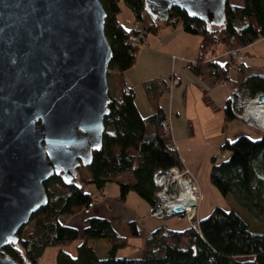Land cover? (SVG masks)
<instances>
[{
  "label": "trees",
  "instance_id": "trees-1",
  "mask_svg": "<svg viewBox=\"0 0 264 264\" xmlns=\"http://www.w3.org/2000/svg\"><path fill=\"white\" fill-rule=\"evenodd\" d=\"M123 2L132 10L144 35L160 25L146 14L143 0ZM101 4L105 10V35L112 48L108 76L117 75L120 91L118 97L110 93L112 100L104 117L106 128L101 147L93 150L88 166L78 168L77 180L68 182L61 174H53L44 181L47 204L31 214L29 222L19 231L18 242L3 247L5 253L18 261L27 258L31 264H38L47 247H61L80 238L74 256L60 248L53 264H264L261 226V223L264 225V131L259 138L252 139L242 133L222 143L221 150L227 155L218 162L213 157L210 179L222 195L235 194L241 211L215 206L198 219L199 230L190 223L181 229L161 225L151 230L141 247L142 254L137 257L116 254L117 248L126 244L125 238L114 230L107 217L87 216L81 231L61 222L62 217L82 211L91 201L94 191L86 188L88 183L99 192L107 184L116 182L120 198L133 190L153 205L157 201L158 187L154 182L157 172L173 165L182 166L171 135L162 129L161 121L166 115L159 104L156 103L154 113L142 117L134 101V91L123 80V73L134 63L139 47L128 42L131 27L116 16L121 4L119 0H101ZM225 10V22L221 26L190 17L179 7H172L169 12L170 20L176 19L169 23H180L186 32L201 36L191 69L194 73L210 68L203 62L206 53L214 52L217 44H223L225 50L241 47L247 58L245 49L264 34V0H243L242 4L228 1ZM229 58L226 62L212 63L213 69L209 72L217 80L226 78L230 68L245 71L246 58L239 63V69L231 66L233 59ZM243 86L250 94L264 91V74H244L234 88ZM224 108V118L235 119L228 100ZM250 226L262 230L254 231ZM129 227L133 235L140 234L135 221H130ZM100 238H108L112 244L105 257L95 255L87 243L88 239Z\"/></svg>",
  "mask_w": 264,
  "mask_h": 264
},
{
  "label": "water",
  "instance_id": "water-1",
  "mask_svg": "<svg viewBox=\"0 0 264 264\" xmlns=\"http://www.w3.org/2000/svg\"><path fill=\"white\" fill-rule=\"evenodd\" d=\"M228 1L143 3L160 23L179 7L221 26ZM104 21L101 0H0V264H31L3 247L47 204L44 181L77 180L101 147L112 100Z\"/></svg>",
  "mask_w": 264,
  "mask_h": 264
},
{
  "label": "crops",
  "instance_id": "crops-1",
  "mask_svg": "<svg viewBox=\"0 0 264 264\" xmlns=\"http://www.w3.org/2000/svg\"><path fill=\"white\" fill-rule=\"evenodd\" d=\"M229 2L234 3L232 0ZM242 3L243 0L239 4ZM145 36L147 45L137 49L135 61L124 71L123 80L126 86L134 91V101L142 117L154 113L156 103L164 115L170 116L172 143L181 156L182 165L190 169L198 184L199 173L210 171L213 157L218 162V155L222 151L221 146L225 139L234 138L242 133L251 138H259L263 133L254 127L261 132L249 133L247 131L249 126L242 120L245 127L238 126L236 119H225L224 107L230 89L240 84L244 74L250 72L264 74V70H260L259 65L254 62L255 58L264 59V42L258 44L259 40L264 41V38L259 37L245 49L248 56L244 61V72L230 68L226 78L217 80L207 67L197 74L185 66L187 60H194L197 57L200 34L186 32L180 23L161 22L155 31ZM173 53L177 57L170 56ZM213 54L217 55L216 61L221 63L230 59L223 44H217L215 51L206 53V57ZM174 77L178 78L179 82L171 86ZM222 154L225 157L227 152L223 151ZM104 188L107 193L95 200L89 213L79 211L72 216L62 217L61 222L75 226L81 231L87 216L107 217L114 230L125 238L124 246L129 241H135L138 248L143 246L151 230L161 225L181 229L189 223L187 218L176 214L159 220L151 217L148 211L152 205L133 190L128 191L124 198H120V189L116 182L109 183ZM88 190L94 191L93 195L98 193L95 186ZM130 221H135L139 225V235L130 232ZM138 236V240L134 238ZM80 242L79 238L61 247L49 246L42 257L51 260L48 264H53L56 252L60 248L74 256ZM87 243L98 257H105L112 245L108 238L88 239Z\"/></svg>",
  "mask_w": 264,
  "mask_h": 264
},
{
  "label": "built area",
  "instance_id": "built-area-1",
  "mask_svg": "<svg viewBox=\"0 0 264 264\" xmlns=\"http://www.w3.org/2000/svg\"><path fill=\"white\" fill-rule=\"evenodd\" d=\"M171 23L175 22L176 19L172 18L169 20ZM129 26L131 27V32L129 33L128 42L134 46H146L147 40L146 36L141 31V25L139 22L133 18L129 20ZM264 38V34L260 36ZM226 54H229L233 63L231 66L238 67L239 63L246 58V54L243 52L241 47H230L227 48ZM172 57H177L174 53L170 54ZM217 55L213 54L204 59V65H210L208 71L213 69L212 63L216 60ZM195 60H187L185 66L190 70L192 69V64ZM109 70V69H108ZM111 72V70H109ZM109 74V73H108ZM179 82V79L174 77L171 82V86H175ZM229 108H231L233 116L236 120L244 121L249 127H254L259 130L264 131V91H258L251 93L246 87H241L240 89L232 88L228 94ZM162 122V129L164 133L171 135V121L170 116L167 115ZM264 160V154H263ZM154 182L158 189L155 192V197L157 201L150 207L149 215L155 219H163L170 214H176L180 217L183 216L188 219L189 223L197 230L198 229V219L197 215V205L200 196L199 185L193 173L185 166L173 165L168 167L163 171L157 172L154 178ZM107 193L104 188L102 191L94 194L88 205L84 206L81 212L89 213V210L94 206L95 200ZM191 200L194 202L192 203ZM183 206V210L176 213L173 209L174 206Z\"/></svg>",
  "mask_w": 264,
  "mask_h": 264
},
{
  "label": "rangeland",
  "instance_id": "rangeland-1",
  "mask_svg": "<svg viewBox=\"0 0 264 264\" xmlns=\"http://www.w3.org/2000/svg\"><path fill=\"white\" fill-rule=\"evenodd\" d=\"M235 4L238 2H242V0H232ZM119 4H121V10L117 13V17L118 19L124 24L129 26V20H132L134 18V15L131 11V9L129 7L126 6V4H124L123 0H119ZM168 22V21H167ZM169 23V22H168ZM262 38V37H261ZM263 40H259V45L260 43H263ZM257 44V45H258ZM248 51V49H247ZM258 54H256L257 56ZM247 60V59H246ZM255 63H257L259 65L260 70L263 69L264 70V59L262 58H255L254 60ZM108 81H109V92L114 95L115 97L119 96L120 91L117 88V75H114L111 77V75L108 76ZM234 121V120H233ZM238 123H236L238 126H244L242 121L239 120H235ZM245 127V126H244ZM247 131L249 133H254V132H261L258 131L256 129H252L247 127ZM244 134V133H243ZM247 135V134H246ZM248 136V135H247ZM250 137V136H249ZM251 138V137H250ZM253 139V138H252ZM223 151H221V153L218 155V161L223 159ZM84 167V166H83ZM210 171H206V172H200L198 175V185H199V189H200V196L201 199L199 200V203L197 205L198 209H197V215L196 218L199 219L203 218L204 216H206L207 214H209L213 207L215 206H220L222 208H226V209H237L240 210L241 209V205H239L237 203V200L235 198V194H232L231 192L227 195H222L221 192L219 191V189L217 188V186L215 184H213V182L210 179ZM87 189L88 188H93V185L91 183H88L86 185ZM241 211V210H240ZM149 213V211H148ZM247 218L249 219V217L247 216ZM261 223V221H260ZM189 224V223H188ZM262 229H264V225L261 223ZM252 230H262L259 228H254L252 226H250ZM175 228V227H174ZM135 239H139L138 237H134ZM136 242H132L129 241L128 244L124 247H119L117 250L118 255H129V256H139L141 255V248L137 247L138 243L136 244ZM42 257V256H41ZM51 260H47L46 258L42 257V260L39 261L38 264H48Z\"/></svg>",
  "mask_w": 264,
  "mask_h": 264
}]
</instances>
